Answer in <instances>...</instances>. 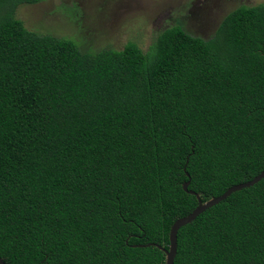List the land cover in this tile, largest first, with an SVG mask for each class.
I'll return each mask as SVG.
<instances>
[{
  "label": "trees",
  "instance_id": "1",
  "mask_svg": "<svg viewBox=\"0 0 264 264\" xmlns=\"http://www.w3.org/2000/svg\"><path fill=\"white\" fill-rule=\"evenodd\" d=\"M37 1L0 0V260L164 264L182 183L205 202L264 170V3L91 53L13 18ZM173 264H264V178L180 227Z\"/></svg>",
  "mask_w": 264,
  "mask_h": 264
},
{
  "label": "rangeland",
  "instance_id": "2",
  "mask_svg": "<svg viewBox=\"0 0 264 264\" xmlns=\"http://www.w3.org/2000/svg\"><path fill=\"white\" fill-rule=\"evenodd\" d=\"M264 0H38L17 5L13 18L41 36L71 41L81 52L121 50L131 43L146 51L165 28L180 25L207 39L221 18L237 7Z\"/></svg>",
  "mask_w": 264,
  "mask_h": 264
},
{
  "label": "water",
  "instance_id": "3",
  "mask_svg": "<svg viewBox=\"0 0 264 264\" xmlns=\"http://www.w3.org/2000/svg\"><path fill=\"white\" fill-rule=\"evenodd\" d=\"M264 178V170L260 171L256 176H254L249 181H246L244 183H239L236 185H233L229 188H227L221 195L210 198L205 202H201L199 199V196L191 191H187L188 181L182 183L181 189L183 192L192 195L195 197L197 205L196 207L186 216L176 219L169 227L168 234H167V240H168V246L166 250L163 251L164 255V264H173V259L175 256V250H176V233L178 229L191 221L195 219L196 216H198L200 213H202L204 210L216 205L218 202L224 200L226 197H228L231 193L239 191L243 188L250 187L254 184H256L260 179ZM147 245H145L146 247ZM143 247V246H141ZM158 249L161 250L160 247L156 246ZM0 264H5L0 260Z\"/></svg>",
  "mask_w": 264,
  "mask_h": 264
}]
</instances>
